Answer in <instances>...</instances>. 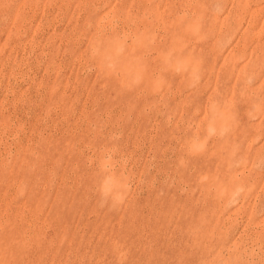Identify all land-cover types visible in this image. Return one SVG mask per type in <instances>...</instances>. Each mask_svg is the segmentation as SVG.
<instances>
[{
    "label": "rangeland",
    "instance_id": "374dc122",
    "mask_svg": "<svg viewBox=\"0 0 264 264\" xmlns=\"http://www.w3.org/2000/svg\"><path fill=\"white\" fill-rule=\"evenodd\" d=\"M0 264H264V0H0Z\"/></svg>",
    "mask_w": 264,
    "mask_h": 264
}]
</instances>
